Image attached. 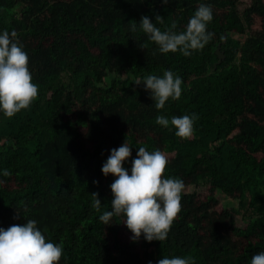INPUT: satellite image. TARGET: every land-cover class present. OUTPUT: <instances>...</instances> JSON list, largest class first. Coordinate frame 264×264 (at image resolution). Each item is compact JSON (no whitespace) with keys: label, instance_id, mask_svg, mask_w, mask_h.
Here are the masks:
<instances>
[{"label":"trees","instance_id":"1","mask_svg":"<svg viewBox=\"0 0 264 264\" xmlns=\"http://www.w3.org/2000/svg\"><path fill=\"white\" fill-rule=\"evenodd\" d=\"M247 1L240 9V0H204L214 36L187 56L160 52L139 20L148 15L162 30L183 31L201 0H0V30L17 31L39 85L29 107L0 113V226L36 219L63 245L58 264H148L164 255L251 264L264 250V0ZM218 46L224 58L212 71ZM165 69L183 77L184 90L157 109L135 80ZM192 112L199 119L188 138L157 123L158 114ZM125 140L126 167L140 146L159 148L168 157L164 175L196 188L184 189L163 241L131 239L121 216L99 219L112 207L115 179L102 164ZM217 193L236 206H220Z\"/></svg>","mask_w":264,"mask_h":264},{"label":"clouds","instance_id":"2","mask_svg":"<svg viewBox=\"0 0 264 264\" xmlns=\"http://www.w3.org/2000/svg\"><path fill=\"white\" fill-rule=\"evenodd\" d=\"M213 15L212 4L201 0L183 31L162 30L148 15L139 20V29L158 45L160 52L179 51L190 56L193 50L203 49L214 36L208 30ZM155 20L163 23L164 17L156 15ZM135 21L130 26L133 32L138 30ZM135 81L137 84L143 82L144 88L150 90L157 109L164 108L169 98L179 99L184 90L183 77L172 69H165L162 75L149 73ZM38 94L39 85L33 81L29 68V54L17 31L0 30V113L12 117L29 107ZM156 119L160 125H173L177 136L188 138L195 131L199 114L173 115L171 119L158 114ZM131 153L132 145L125 140L110 150L102 164L103 174L111 173L115 179L110 185L112 207L103 211L99 219L106 225L114 221V216H121L132 232L131 239L137 240L143 235L148 241H163L181 210L185 181L164 175L168 157L161 149L150 151L140 146L129 169L125 162ZM3 172L10 175L7 169ZM92 195L95 197L93 207L100 210L99 193ZM63 252L62 243L47 239L36 219L26 218L25 223L0 226V264H58ZM195 260L191 255H164L158 261L149 260L148 264H195ZM251 264H264V250L253 254Z\"/></svg>","mask_w":264,"mask_h":264},{"label":"rangeland","instance_id":"3","mask_svg":"<svg viewBox=\"0 0 264 264\" xmlns=\"http://www.w3.org/2000/svg\"><path fill=\"white\" fill-rule=\"evenodd\" d=\"M240 1H241L240 2L241 4L239 5V8L243 9V7H245V5L248 3V1L247 0H240ZM233 36L235 38L241 40V41H243L244 38H245L244 36H240V35H237V34H235ZM193 189L195 190L196 188L192 187V186H188V187L185 188V191L190 192ZM196 191L198 192L199 196L203 197V196H205L208 193V187L202 186V187L197 188ZM216 196H217V198L219 200L220 206H223V207L236 206L237 202L235 200L227 198V197H225L224 195H222L220 193H217ZM236 222H237L238 226H243L244 223H245V219L242 218L241 215H238L236 217Z\"/></svg>","mask_w":264,"mask_h":264},{"label":"water","instance_id":"4","mask_svg":"<svg viewBox=\"0 0 264 264\" xmlns=\"http://www.w3.org/2000/svg\"><path fill=\"white\" fill-rule=\"evenodd\" d=\"M223 42H224V41H223ZM216 54H217L218 60H217L216 63L213 64V69H212V71L215 70V68L217 67V65H219V64L221 63V61L223 60V58H224L223 53L220 51V46L217 47V49H216Z\"/></svg>","mask_w":264,"mask_h":264}]
</instances>
